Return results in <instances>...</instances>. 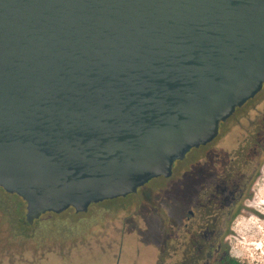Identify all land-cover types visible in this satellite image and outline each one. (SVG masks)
Instances as JSON below:
<instances>
[{"label":"water","instance_id":"95a60500","mask_svg":"<svg viewBox=\"0 0 264 264\" xmlns=\"http://www.w3.org/2000/svg\"><path fill=\"white\" fill-rule=\"evenodd\" d=\"M264 86V0H0V188L26 222L126 198Z\"/></svg>","mask_w":264,"mask_h":264},{"label":"rangeland","instance_id":"374dc122","mask_svg":"<svg viewBox=\"0 0 264 264\" xmlns=\"http://www.w3.org/2000/svg\"><path fill=\"white\" fill-rule=\"evenodd\" d=\"M194 155L177 162L170 179L152 180L138 194L92 205L87 213H47L34 225L26 222V203L1 191L0 264H153L158 246L162 264L181 263L183 228L199 204L188 172ZM253 194L256 204L247 201L226 236L239 264H264V158Z\"/></svg>","mask_w":264,"mask_h":264},{"label":"flooded vegetation","instance_id":"af4514ba","mask_svg":"<svg viewBox=\"0 0 264 264\" xmlns=\"http://www.w3.org/2000/svg\"><path fill=\"white\" fill-rule=\"evenodd\" d=\"M192 154L196 155L189 159L188 172L199 204L196 211L189 210L183 228L187 250L182 256H187L188 264H226V236L248 207L247 201L256 204L253 186L264 158V86L221 124L212 142L192 149L183 161ZM178 241L182 247V240ZM162 254L158 246L153 264H162Z\"/></svg>","mask_w":264,"mask_h":264},{"label":"trees","instance_id":"16d2710c","mask_svg":"<svg viewBox=\"0 0 264 264\" xmlns=\"http://www.w3.org/2000/svg\"><path fill=\"white\" fill-rule=\"evenodd\" d=\"M208 216H210V214L207 215V217ZM225 262L226 264H239V262L235 258L231 257L229 253L226 255ZM179 264H188V258L186 255L184 256V260Z\"/></svg>","mask_w":264,"mask_h":264}]
</instances>
